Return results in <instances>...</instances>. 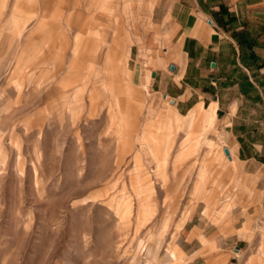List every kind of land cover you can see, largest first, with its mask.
I'll return each mask as SVG.
<instances>
[{
	"label": "rangeland",
	"instance_id": "374dc122",
	"mask_svg": "<svg viewBox=\"0 0 264 264\" xmlns=\"http://www.w3.org/2000/svg\"><path fill=\"white\" fill-rule=\"evenodd\" d=\"M169 4L143 11L140 0H0V264H264V211L237 209L247 206V178L242 163L205 144L217 142L216 129L192 137L196 150L173 173L187 121L149 88L151 63L173 33ZM169 116L179 123L156 168L160 147L148 152L141 139ZM136 157L147 178L134 176ZM205 157L211 173L194 196ZM139 201L154 211L137 209ZM177 246L185 257L174 263Z\"/></svg>",
	"mask_w": 264,
	"mask_h": 264
},
{
	"label": "crops",
	"instance_id": "0c3cea01",
	"mask_svg": "<svg viewBox=\"0 0 264 264\" xmlns=\"http://www.w3.org/2000/svg\"><path fill=\"white\" fill-rule=\"evenodd\" d=\"M140 1L141 10L150 11L156 0ZM169 2L166 32L173 30V33L164 56H158L151 63L149 88L153 95H160L168 101L176 114L187 121V133L181 142L180 151L172 160L173 173L183 162L184 156L196 150V144L188 148L192 137L216 129L217 142L207 141L205 144L209 149L220 146L223 156V149L226 148L230 157L225 156L227 161L230 164L235 161L242 163L243 174L247 178V206L237 209L260 211L259 215L264 211V7L261 4L264 0ZM16 10L14 7L15 13L8 20L12 28L19 25ZM120 50L122 56L117 55V59L125 68L129 46L122 43ZM105 57H109L108 50ZM171 65L174 67L172 71L169 69ZM101 87L109 96L111 104L117 106L118 98L108 81L102 80ZM52 93L50 91L48 94ZM66 104H69L66 100L59 103L63 107ZM116 123L120 133L121 127L126 125V119L120 111L117 112ZM178 123L177 118L169 116L160 123L156 132L148 133L141 139L148 152L151 144L160 147L162 158H152L154 163H160L158 166L155 164L156 168L168 161L173 129ZM192 130L197 132L193 133ZM206 161L207 157L201 160L198 181L192 191L194 196L201 195L205 174L211 173ZM142 167L136 157L133 169L138 179L148 177ZM179 185L180 181H177L170 189L175 195L179 192ZM198 185H201V190L197 193ZM237 186L238 181L234 187ZM140 190L144 193L146 189L142 186ZM229 192H225L224 198L234 202L236 196L229 195ZM257 197L260 200L256 201ZM173 202L165 206V210L172 211ZM146 204L145 201L137 202V209L154 211V202L150 207ZM221 208L224 210L220 216L229 205ZM187 219V216H183L178 221L177 232L186 225ZM167 220L166 217L161 226L167 225ZM173 252L178 253L174 259L176 263L184 254L179 246L169 251L170 254Z\"/></svg>",
	"mask_w": 264,
	"mask_h": 264
},
{
	"label": "water",
	"instance_id": "95a60500",
	"mask_svg": "<svg viewBox=\"0 0 264 264\" xmlns=\"http://www.w3.org/2000/svg\"><path fill=\"white\" fill-rule=\"evenodd\" d=\"M169 69L172 71V70L174 69V67L171 65V66L169 67ZM171 103H173V101H171ZM223 153H224V155H225L227 158H230V157H229V152H228V150H227L226 148L223 149Z\"/></svg>",
	"mask_w": 264,
	"mask_h": 264
},
{
	"label": "bare ground",
	"instance_id": "6f19581e",
	"mask_svg": "<svg viewBox=\"0 0 264 264\" xmlns=\"http://www.w3.org/2000/svg\"><path fill=\"white\" fill-rule=\"evenodd\" d=\"M15 144V143H14ZM173 256V255H172ZM174 257V256H173ZM172 257V258H173ZM150 264H152L153 263V260H152V258H150V262H149Z\"/></svg>",
	"mask_w": 264,
	"mask_h": 264
}]
</instances>
